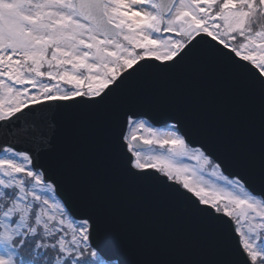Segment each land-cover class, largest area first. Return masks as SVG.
Returning a JSON list of instances; mask_svg holds the SVG:
<instances>
[{"label":"snow or ice","instance_id":"snow-or-ice-1","mask_svg":"<svg viewBox=\"0 0 264 264\" xmlns=\"http://www.w3.org/2000/svg\"><path fill=\"white\" fill-rule=\"evenodd\" d=\"M0 264H264V0H0Z\"/></svg>","mask_w":264,"mask_h":264},{"label":"water","instance_id":"water-1","mask_svg":"<svg viewBox=\"0 0 264 264\" xmlns=\"http://www.w3.org/2000/svg\"><path fill=\"white\" fill-rule=\"evenodd\" d=\"M215 87H216V86H214V85H212V84H208V85H205V90H206L208 93H212V92L215 90ZM226 102H227V100H226ZM169 123H171V121H170ZM157 126H159V125H157Z\"/></svg>","mask_w":264,"mask_h":264},{"label":"rangeland","instance_id":"rangeland-1","mask_svg":"<svg viewBox=\"0 0 264 264\" xmlns=\"http://www.w3.org/2000/svg\"><path fill=\"white\" fill-rule=\"evenodd\" d=\"M155 147V149L157 150V151H160V149H159V146L158 145H156V146H154ZM186 163H190V162H188V161H185Z\"/></svg>","mask_w":264,"mask_h":264}]
</instances>
